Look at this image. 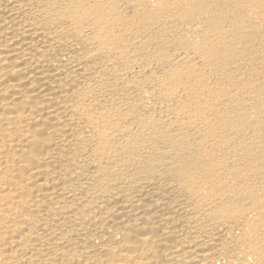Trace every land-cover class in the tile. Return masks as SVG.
<instances>
[{"label":"bare ground","instance_id":"6f19581e","mask_svg":"<svg viewBox=\"0 0 264 264\" xmlns=\"http://www.w3.org/2000/svg\"><path fill=\"white\" fill-rule=\"evenodd\" d=\"M0 264H264V0H0Z\"/></svg>","mask_w":264,"mask_h":264}]
</instances>
